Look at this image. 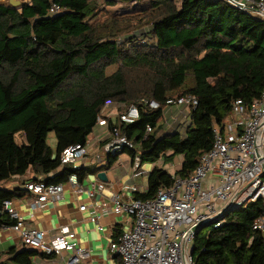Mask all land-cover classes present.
I'll return each mask as SVG.
<instances>
[{"label":"trees","instance_id":"16d2710c","mask_svg":"<svg viewBox=\"0 0 264 264\" xmlns=\"http://www.w3.org/2000/svg\"><path fill=\"white\" fill-rule=\"evenodd\" d=\"M148 2L105 18L99 15L107 7L91 0H31L21 9L0 3V207L30 195L26 183L65 184L72 173L83 180L110 168L117 154L101 167L62 162L66 149L91 143L96 127L107 131L100 145L125 136L133 145L123 151L151 166L147 189L135 197L154 198L174 184L166 165L182 156L175 175L189 177L211 149L214 128L235 119L236 102L249 106L261 97L263 19L227 0ZM54 4L59 10L51 13ZM143 24L148 28L137 30ZM187 95L198 103H177ZM133 105L139 117L122 122L120 114ZM114 108L115 116L108 111ZM173 110L188 112L187 121L168 127ZM51 131L55 149L47 140ZM9 181L19 184L3 185ZM262 215L260 199L229 210L219 227H203L195 239L196 264H264V232L253 228ZM15 223L0 213V227ZM37 256L56 255L12 246L0 252V264H34Z\"/></svg>","mask_w":264,"mask_h":264},{"label":"built area","instance_id":"2783aa9c","mask_svg":"<svg viewBox=\"0 0 264 264\" xmlns=\"http://www.w3.org/2000/svg\"><path fill=\"white\" fill-rule=\"evenodd\" d=\"M227 1L264 19V0ZM58 10L59 6L54 4L51 13ZM177 103L196 105L198 101L187 95L180 97ZM151 106L157 107L158 102L151 101ZM234 115V120L214 128L211 149L201 156L189 177H178L175 171L174 184L159 189L151 199H137L135 192L141 189L132 184L127 195L116 192L110 197L111 202L102 203L103 212L127 215L131 221V225L110 243V252L120 258L121 264H196L193 250L198 233L196 228L200 224L212 222L214 227H219L226 221L229 210L264 200V91L249 106L238 100ZM138 117L135 105L120 114L124 123H131ZM98 123L104 126L106 119L100 117ZM132 145L125 136L116 135L103 148L116 154ZM89 149V145L80 144L66 149L62 155L63 164H70L73 169L85 167L82 160L88 161ZM131 165L134 178L151 169L143 164L140 155ZM171 167L177 168L176 164ZM92 183L87 192L94 198L104 191V185ZM66 185L74 191L83 189L77 173H72L65 184L37 181L26 183L25 187L36 195V203L45 205L48 200L61 197ZM87 209V205L80 206L82 211ZM0 213L16 220L15 224L4 228L17 232L21 241L31 248L55 257H63V253L68 252L66 264H84L92 257L89 248L76 240L70 225L61 226L57 234L49 237L45 230L27 228L25 217L12 200L4 201ZM98 217L92 219L97 221ZM253 228L264 232V215L255 220ZM99 229L103 227L99 226Z\"/></svg>","mask_w":264,"mask_h":264},{"label":"crops","instance_id":"0c3cea01","mask_svg":"<svg viewBox=\"0 0 264 264\" xmlns=\"http://www.w3.org/2000/svg\"><path fill=\"white\" fill-rule=\"evenodd\" d=\"M108 111H111L113 116L117 113L116 108ZM99 131L100 133L89 144L91 153L88 161L82 160L88 167L104 166L110 157V153L103 148L104 144L100 145L104 140H107V131L104 128H99ZM124 153L126 152L123 150L116 153L117 160L110 168L88 174L83 180L79 179L83 186L81 191H74L66 185L61 197L50 199L45 205L36 203L37 197L32 193L22 199L15 200L14 206L25 217L26 227L45 230L51 237L59 232L61 226L70 225L76 240L91 251V259L84 261V264H121L120 258L110 252V243L116 239L118 233V236L121 235L123 230L131 225V221L127 215H118L111 211L103 212L102 203L111 202L110 197L116 192H124L127 195L129 186L132 184L139 186V178L148 176V173H144L137 178L132 177V158L128 153L125 155L126 157L123 156ZM100 172L106 173L107 181L99 179L98 173ZM92 182H102L104 185V191L98 193L94 198L90 197L87 192L92 187ZM10 183L8 187L19 184L15 181ZM141 191L144 190L141 189ZM81 205H87L88 209L80 210ZM98 215L100 217L94 221L92 217ZM99 226H102L103 229H99ZM19 242L22 241L17 232L0 227V252H4L12 246L18 248ZM69 255L68 252H64L63 257L42 258L37 256L34 258V264H66L65 259Z\"/></svg>","mask_w":264,"mask_h":264},{"label":"rangeland","instance_id":"374dc122","mask_svg":"<svg viewBox=\"0 0 264 264\" xmlns=\"http://www.w3.org/2000/svg\"><path fill=\"white\" fill-rule=\"evenodd\" d=\"M91 1L95 2L97 4V6L100 7V9H103L104 7H107L108 11L100 12L101 15H99V16L104 17V18L109 16V15H113L115 12H119V11H122V10H125V9L134 8L137 5V4H134V3H119L117 6L110 7V6L105 4V0H91ZM137 6H138L137 8L144 7V6L148 7L149 6V2H148V0H146L145 2H142V3H140ZM147 25L148 24H143L141 26L138 25L139 27L137 28V30H141L143 28H148ZM170 112H171L170 115H167V121L170 122L168 124V127H174L176 124H179L181 121H187V119L189 117V114L186 111H183V112L178 111L176 113V110H173V111H170ZM230 119H234V116H232ZM94 132H95L94 135L97 136L100 133L99 128L96 127ZM21 140H22V137L18 136V141L21 142ZM47 140H48L49 145L51 147H53V149H55L56 145H57V138H56V135H55V133L53 131H51L49 133ZM125 155H128V154L124 153L123 156H125ZM181 160H182V157L181 156H177V158H176V166L177 167H180ZM166 167H167L168 170H170V172H172V173L175 172V169H173L171 167V165H166ZM31 173H32V171L27 174V177H30L32 175ZM147 179H148V176H146V175L139 178V182H140L139 186H140V188L142 190H145L146 187H147ZM20 180H21V178L17 179V181H20ZM10 184H11L10 181L3 183L4 186L5 185L10 186ZM18 244H19V245H17L18 249H21V248L24 249L25 247L26 248H31L28 245H24L22 242H19Z\"/></svg>","mask_w":264,"mask_h":264},{"label":"water","instance_id":"95a60500","mask_svg":"<svg viewBox=\"0 0 264 264\" xmlns=\"http://www.w3.org/2000/svg\"><path fill=\"white\" fill-rule=\"evenodd\" d=\"M31 0H1L0 3L14 9H21L25 4L30 3ZM98 177L101 180L107 181L108 177L105 172L98 173ZM212 225V222H206L200 224L196 229L199 232L203 227Z\"/></svg>","mask_w":264,"mask_h":264},{"label":"bare ground","instance_id":"6f19581e","mask_svg":"<svg viewBox=\"0 0 264 264\" xmlns=\"http://www.w3.org/2000/svg\"><path fill=\"white\" fill-rule=\"evenodd\" d=\"M258 17H260V16H258ZM261 19H263L262 17H260ZM264 20V19H263Z\"/></svg>","mask_w":264,"mask_h":264}]
</instances>
